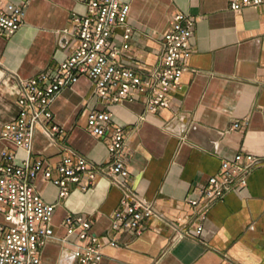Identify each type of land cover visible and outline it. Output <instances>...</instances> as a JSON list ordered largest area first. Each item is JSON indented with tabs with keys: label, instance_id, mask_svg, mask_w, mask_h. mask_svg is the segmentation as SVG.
Returning a JSON list of instances; mask_svg holds the SVG:
<instances>
[{
	"label": "crops",
	"instance_id": "0c3cea01",
	"mask_svg": "<svg viewBox=\"0 0 264 264\" xmlns=\"http://www.w3.org/2000/svg\"><path fill=\"white\" fill-rule=\"evenodd\" d=\"M120 1L130 4L134 29L123 63L141 70L160 61L162 38L174 14L195 19L191 57L182 86L168 96L170 107L150 113L143 97L105 105L83 78L61 92L51 110L66 131L64 145L108 169V136L96 138L86 130L88 110L105 108L112 125L127 133L126 186L154 202L164 219L150 218L138 237L117 236L110 223L123 190L110 177L99 178L87 192L73 189L60 200L58 188L40 175L36 188L47 203L56 204L55 236L42 248L41 264H60L64 252L78 245L76 237L67 238L64 225L77 214L91 221L92 232L120 243L113 247L102 242L100 264H264V168L249 175L247 188L227 194L209 208L198 237L197 216L189 205L190 199L204 202L197 189L218 174L222 162L237 154L264 157V5L235 13L230 0ZM8 4L22 7L24 20L14 36L0 34V132L18 112L19 83L65 61L70 49L58 46L59 34L70 24L72 13L85 12L78 0H0L1 7ZM234 122L241 128L229 131ZM36 132L31 159L55 166L61 161L63 143L52 142L40 128ZM7 145L0 141V156ZM25 157L26 152L18 150L16 163ZM171 223L188 229L191 238L171 243Z\"/></svg>",
	"mask_w": 264,
	"mask_h": 264
},
{
	"label": "built area",
	"instance_id": "2783aa9c",
	"mask_svg": "<svg viewBox=\"0 0 264 264\" xmlns=\"http://www.w3.org/2000/svg\"><path fill=\"white\" fill-rule=\"evenodd\" d=\"M78 1L85 6V12L72 13L70 24L61 30L58 39V46L70 49V54L57 69L19 83L16 89L18 112L0 132V141L8 143L0 156V264H41V250L55 236L52 216L56 204L47 203L36 188L40 175L58 188L60 200L67 198L73 189L87 192L99 178L110 177L113 185L123 190L122 202L113 212L110 223L111 232L117 236L138 237L147 230L150 218L164 219L154 202L126 186L124 179L130 177L124 157L127 133L123 127L112 125V115L105 108L87 112L86 130L96 138L108 136L111 162L108 169H103L64 145L66 131L55 121L51 106L61 92L84 78L105 105L130 103L143 97L150 113L168 109V96L182 86L185 65L191 57L195 19L186 13L174 14L162 38L160 61L149 70H141L126 66L122 58L131 48L134 34L129 22L130 4L120 0ZM263 5L264 0H230V10L235 13ZM23 18L22 7L0 6V34L14 36L23 25ZM39 128L52 142L63 143L61 161L55 166L41 158L31 159ZM240 128V123L234 122L229 131ZM18 150L26 152L21 164L15 161ZM220 168L204 187L197 189L204 202L189 201L197 216L196 237L203 231L209 208L227 194L247 188L249 175L264 168V157L237 154L231 161L222 162ZM64 225L67 238L76 237L79 243L64 252L60 264H100L103 241L113 247L120 246L115 237H100L92 232L91 221L84 215H71ZM170 227L173 230L171 243L191 238L190 231L178 223H171Z\"/></svg>",
	"mask_w": 264,
	"mask_h": 264
}]
</instances>
